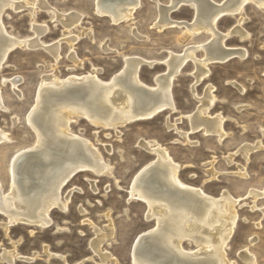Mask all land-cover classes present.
<instances>
[{
	"label": "rangeland",
	"instance_id": "obj_1",
	"mask_svg": "<svg viewBox=\"0 0 264 264\" xmlns=\"http://www.w3.org/2000/svg\"><path fill=\"white\" fill-rule=\"evenodd\" d=\"M16 1L25 5L6 8L2 14L3 26L10 35L24 39L34 36L33 27L46 29L37 38L43 46L14 47L0 68V98L7 108L0 109V129L10 137L9 143H0L3 193L10 188L7 163L17 150L35 143L34 131L26 117L35 105L43 76H49L50 81L55 72L59 79L94 73L107 81L122 71L126 56H137L153 60L152 65L143 63L139 67L137 77L145 85L154 86L155 77L166 71L169 52L181 54L188 47L203 46L194 52L195 58L201 59L211 38L203 30L182 41L183 25L156 27V0H139L130 20L118 23L96 12L95 0H42L47 8L40 7L39 0ZM157 2L166 6L171 0ZM62 13L81 16L79 25L69 33H65ZM169 15L175 21L191 23L195 11L192 6L182 4ZM237 26L246 37L241 38L233 31ZM216 29L228 33L223 42L225 48L244 54L212 61L208 76L195 85H192L194 64L188 59L172 81L174 110L164 109L151 118L116 128L95 124L83 115L72 116L70 130L97 148L101 160L112 167L111 174L99 175L90 169L75 173L61 189L63 197L70 192L65 210L52 208L51 222L44 228L16 223L5 233L1 223L7 219L0 211V264H9L1 253L13 248L23 258H34H16L12 264H102L91 241L96 237L94 229H104L108 224L114 228L113 235L103 242L101 250L111 253L112 259L103 264H132L131 252L137 235L156 226L155 218L146 217L147 204L136 196L130 198L129 194L134 176L156 158L138 145L141 140H153L166 148L180 166L178 178L183 184L215 199L228 195L236 201V224L224 246L229 264H247L245 252L251 254L254 264H264V195L253 198L250 194L264 187V7L248 1L242 14L221 16ZM74 35L77 39L70 44L66 38ZM54 43L58 44L57 59L45 49ZM71 53L80 64L71 60ZM14 78L19 79L15 89L6 80ZM208 86H212L215 101L207 116L223 117L226 134L222 139L204 133L201 128L191 130L188 119ZM258 141L260 146L247 157L239 152L244 144ZM210 169L216 172L215 176ZM242 172L245 175H240ZM45 246L63 259L47 258ZM182 247L188 251L197 249L187 240Z\"/></svg>",
	"mask_w": 264,
	"mask_h": 264
},
{
	"label": "bare ground",
	"instance_id": "obj_2",
	"mask_svg": "<svg viewBox=\"0 0 264 264\" xmlns=\"http://www.w3.org/2000/svg\"><path fill=\"white\" fill-rule=\"evenodd\" d=\"M34 1L38 0H31ZM39 1V6L45 8V4H42L44 1ZM248 1L264 7V0H226L223 3L212 0H171L166 6L156 0V27L161 29L183 25L185 31L180 39L182 41L203 30L207 31L211 38L209 44L204 47L205 56L201 59H196L194 52L198 47L203 49V46L188 47L181 54L169 52L168 58L165 59L166 71L155 77L154 86L145 85L137 77L139 67L143 63L152 65L153 60L146 61L137 56H126L122 71L107 81L100 80L94 73L70 75L59 79L55 72V77L50 81L49 76H43L35 105L26 117L27 123L34 131L35 143L17 150L7 163L10 183L7 193L1 191L0 184V211L7 219L1 223L5 233L16 223L42 228L48 226L52 208L65 210L70 192L63 197L61 189L75 173L90 169L99 175L111 174L112 167L101 160L97 148L70 130L69 124L73 115H83L95 124L116 128L117 125L151 118L164 109L174 110L175 105L170 93L172 81L188 59L194 64L192 74L195 82L192 85H195L208 76V65L212 61H223L234 54H244L241 50L223 46L228 33H219L216 22L223 15L242 14L243 6ZM182 4L194 8L195 16L191 23L170 18L169 14ZM24 5L16 0H0V68L8 52L14 47L22 44L28 47L43 46L37 39L45 32L46 28L43 26L33 27L34 36L24 39L10 35L3 26L2 14L5 9H16ZM138 5L139 0H95L96 12L107 15L113 23L129 21ZM60 15L64 18L61 21L66 28L65 33L77 27L81 20L78 13ZM238 26L232 30L241 38L246 37L247 34ZM130 30L132 32L133 28ZM66 39L73 44L77 36H67ZM45 49L57 59V43ZM73 54H70L71 60L80 64V60ZM6 80H9L13 89L19 83L17 78ZM214 101L212 86H208L204 96L199 98L200 104L196 111L189 115L188 119L191 130L201 128L204 133L215 134L222 139L226 134L223 130V117L207 116ZM0 109H7L1 98ZM182 135L187 138V134ZM9 141L10 137L0 129V143ZM138 145L153 153L156 158L147 162L137 172L129 194L130 198L136 196L147 204L146 217L155 218L156 226L137 235L131 252L132 264H229L225 258L224 246L236 224V201L228 195L215 199L203 194L200 189L183 184L178 178L179 164L171 159L166 148L159 143L141 140ZM259 146V141L244 144L239 152L247 157L250 151ZM210 170L212 176H215L216 172ZM250 194L253 198L261 197L264 195V187L261 191L252 190ZM94 230L96 237L91 241V247L103 264L111 260L112 255L101 250V246L113 235L114 228L108 224L104 229ZM184 240L194 243L197 249H184ZM43 251L47 258L57 256L63 259L62 255H56L47 246ZM244 257L247 264H254L251 254L245 252ZM1 258L12 264L16 258L23 257L13 248L4 249ZM33 258L32 256L23 259Z\"/></svg>",
	"mask_w": 264,
	"mask_h": 264
}]
</instances>
